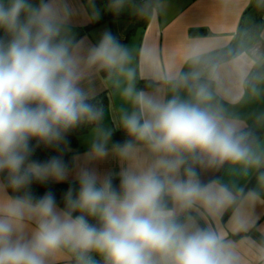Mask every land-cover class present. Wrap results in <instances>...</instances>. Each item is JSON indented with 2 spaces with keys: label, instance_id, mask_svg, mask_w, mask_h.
<instances>
[{
  "label": "clouds",
  "instance_id": "obj_1",
  "mask_svg": "<svg viewBox=\"0 0 264 264\" xmlns=\"http://www.w3.org/2000/svg\"><path fill=\"white\" fill-rule=\"evenodd\" d=\"M111 7L118 11L124 0ZM67 17L60 0H0V264H49L64 253L76 264H97L94 257L103 264H240L233 242L189 215L199 208L218 217L239 195L218 179L202 180L198 168L227 164L247 174L264 167L251 130L213 102L217 56L191 45L189 72L159 76L173 93L165 99L133 88L129 52L110 31L82 60L66 33ZM85 64L126 81L121 99L131 110L121 111L117 128L128 139L111 149L113 132L84 87ZM230 64L243 82L246 58ZM84 125L94 126L87 158L103 161L111 153L119 172L82 168L63 207L52 192L35 197L33 185L62 183L70 173L60 155L33 159L36 149H55Z\"/></svg>",
  "mask_w": 264,
  "mask_h": 264
},
{
  "label": "crops",
  "instance_id": "obj_2",
  "mask_svg": "<svg viewBox=\"0 0 264 264\" xmlns=\"http://www.w3.org/2000/svg\"><path fill=\"white\" fill-rule=\"evenodd\" d=\"M153 1V9L145 22L142 18L144 4L139 0H124L123 9L115 11L123 17L91 28L87 27L92 17L83 0H60V4L68 13L66 33L78 42L82 60L86 61L90 49L104 32L110 31L118 38L129 52L128 67L135 73L133 88L137 90L138 82L153 84L150 89L137 91L171 98L172 91L159 76L169 71L189 72L191 68L185 56L190 46L200 44L207 47L221 64L218 85L213 84L214 104L227 118L240 122L245 128L264 130V74L252 80L255 71L264 63V26L256 33H247L258 12L264 10V0ZM128 8H134L135 13L127 11ZM106 10H113L111 4ZM241 55L249 65L243 82L230 64ZM102 71L85 64L84 87L92 98L107 92L108 107L103 119L106 128L114 131L118 129L121 111L131 110L130 105L121 99L126 81L109 73L104 75ZM179 95L187 98L186 91ZM256 143L264 150V137ZM74 151V166L64 182L76 181L82 168H91L103 176L118 173L122 167L111 153L103 161L89 160V145L78 146ZM144 155L141 153V157ZM198 172L202 180L218 179L239 195L235 204L218 217L209 216L203 209H192L189 215L196 225L217 230L233 242L240 264H264V167L242 174L226 164L218 170L199 168ZM249 193H255V197L249 199ZM74 259L71 254L64 253L50 258L49 264H76Z\"/></svg>",
  "mask_w": 264,
  "mask_h": 264
},
{
  "label": "trees",
  "instance_id": "obj_3",
  "mask_svg": "<svg viewBox=\"0 0 264 264\" xmlns=\"http://www.w3.org/2000/svg\"><path fill=\"white\" fill-rule=\"evenodd\" d=\"M83 1L92 17V22L87 28L98 26L104 22H108V21L110 22L118 17H123V15L118 12H107L106 7L112 4V0H83ZM143 4H144V8H143L144 14H142L143 15L142 18H143V22H145L148 19L149 12L153 9L152 7L154 6V1L147 0ZM262 26H264V10L258 12L253 25L248 29L247 33L249 34L256 33L260 30ZM102 73L104 75L108 74L104 70L102 71ZM262 74H264V63H262L261 66L255 71V73L252 76V80L260 77ZM152 85L153 84L151 82L148 83L138 82L137 90L150 89ZM92 102L95 103L98 107H100L103 110V112H105V110L108 107L107 92H104L96 96L95 98H92ZM92 127L93 125H84L70 131L67 134L66 143L60 145L55 149L52 148L45 149L44 147L37 148L34 153L33 159L40 162H44L53 156L60 155L63 157L64 161L69 165L71 170L74 166V157L76 154L74 150H76L78 147L77 136L80 134L87 133ZM247 129L251 130V132L254 134L256 142L259 141L262 137H264V130H255L253 128H247ZM112 132L113 134L111 136V140L109 143L110 148L115 144H123L128 139V137H126L125 134L118 129ZM33 143L35 144V141H33ZM114 184L118 185V179H114ZM77 188H78V183L76 181L62 182V183L48 182L42 186L33 185L32 192L35 197H40L44 195L46 192H52L55 196L57 204L63 207L64 197L66 193L69 191V189L76 190ZM94 258L97 260V264H103L102 259H99V257H94Z\"/></svg>",
  "mask_w": 264,
  "mask_h": 264
},
{
  "label": "rangeland",
  "instance_id": "obj_4",
  "mask_svg": "<svg viewBox=\"0 0 264 264\" xmlns=\"http://www.w3.org/2000/svg\"><path fill=\"white\" fill-rule=\"evenodd\" d=\"M121 9H123V8H121ZM127 11H133V13H135L134 11H136V10H134V8H128ZM107 12H115V11L107 10ZM102 126L105 127V128L107 126L106 125V121L104 119L102 121ZM93 130H94V126L87 133L80 134V135L77 136V141H78L79 148L86 147V146L90 145V143H91V141L93 139Z\"/></svg>",
  "mask_w": 264,
  "mask_h": 264
},
{
  "label": "built area",
  "instance_id": "obj_5",
  "mask_svg": "<svg viewBox=\"0 0 264 264\" xmlns=\"http://www.w3.org/2000/svg\"><path fill=\"white\" fill-rule=\"evenodd\" d=\"M140 2H142V3H144V2H146L147 0H139Z\"/></svg>",
  "mask_w": 264,
  "mask_h": 264
}]
</instances>
